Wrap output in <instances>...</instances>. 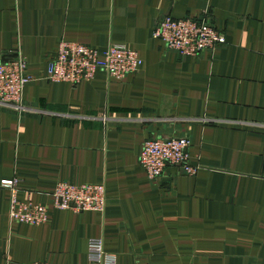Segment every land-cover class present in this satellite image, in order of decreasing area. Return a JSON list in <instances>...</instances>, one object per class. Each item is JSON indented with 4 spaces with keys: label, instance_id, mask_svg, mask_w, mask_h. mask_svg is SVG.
<instances>
[{
    "label": "crops",
    "instance_id": "1",
    "mask_svg": "<svg viewBox=\"0 0 264 264\" xmlns=\"http://www.w3.org/2000/svg\"><path fill=\"white\" fill-rule=\"evenodd\" d=\"M165 16L205 18L227 44L182 57L153 38ZM63 41L129 46L143 67L51 83ZM19 60L34 80L0 105V264H90L94 240L117 264H264V0H0V63ZM174 137L198 171L152 181L144 145ZM5 181L50 207L60 183L103 185L106 209L13 223Z\"/></svg>",
    "mask_w": 264,
    "mask_h": 264
},
{
    "label": "built area",
    "instance_id": "2",
    "mask_svg": "<svg viewBox=\"0 0 264 264\" xmlns=\"http://www.w3.org/2000/svg\"><path fill=\"white\" fill-rule=\"evenodd\" d=\"M153 38L162 41L168 50L188 58H197L204 52L214 53L227 44L225 35L205 18L178 20L172 16L162 17L156 22ZM142 67L143 60L139 53L129 46L115 45L99 50L63 41L49 62L47 80L78 86L95 79L100 72L121 80L139 73ZM33 80L24 60L0 63V105L18 108L25 87ZM191 146L192 141L187 137L147 141L140 164L152 181L162 178L169 167H177L188 175H194L198 167L191 165ZM1 185L12 191L10 219L13 223L46 225L50 221L51 207L82 214L105 212L107 205V192L103 185L60 183L50 194L51 207L19 201L17 181H5ZM89 255L90 264H117L116 257L106 253L103 240L90 243Z\"/></svg>",
    "mask_w": 264,
    "mask_h": 264
}]
</instances>
